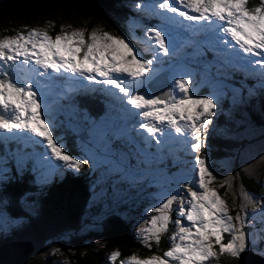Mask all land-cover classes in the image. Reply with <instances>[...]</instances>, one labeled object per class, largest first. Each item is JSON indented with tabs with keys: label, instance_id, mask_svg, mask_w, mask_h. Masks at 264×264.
<instances>
[{
	"label": "snow or ice",
	"instance_id": "1",
	"mask_svg": "<svg viewBox=\"0 0 264 264\" xmlns=\"http://www.w3.org/2000/svg\"><path fill=\"white\" fill-rule=\"evenodd\" d=\"M248 3L249 0H161L156 7L167 24L182 25L183 21L177 19L181 17L221 33L216 39L219 50L237 57L242 67L258 69L264 76V0L251 8ZM141 43L144 51L151 53L150 59L127 36H113L103 30H92L86 38V30L61 29L53 37L46 29L25 26L14 35L0 37V137L31 146L33 152L25 153L21 159L33 161L36 167L78 171L89 161L68 154L55 135L54 121L37 77L51 80L53 74H70L89 84H101L122 106H131L123 107V111L140 117L139 128L147 133L144 139L149 146L153 139L162 145L158 137L165 134L168 138L175 132L185 137L183 143L190 145L187 150L194 154L192 178L185 183L188 198L179 189L162 197L145 210L148 226L138 229L143 241L159 244L172 222L173 205L178 203L180 218L174 221L171 247L163 256L141 260L133 254L122 264H213L222 255L239 261L242 254L252 250L264 259V247L259 246L264 241V207L261 227L253 236L246 230V216L230 215L226 202L210 187L215 177L206 156L200 155L206 148L208 127L217 107L215 97L195 95L191 79L184 78H173L169 90L161 95L147 91L149 81L160 71L154 65L164 63L162 57L174 54V49L170 33L164 28H148ZM244 198L251 202L247 194ZM252 227L255 229V222ZM225 233L230 237L227 243L223 242ZM118 255L113 253L110 259Z\"/></svg>",
	"mask_w": 264,
	"mask_h": 264
},
{
	"label": "rangeland",
	"instance_id": "2",
	"mask_svg": "<svg viewBox=\"0 0 264 264\" xmlns=\"http://www.w3.org/2000/svg\"><path fill=\"white\" fill-rule=\"evenodd\" d=\"M160 2L161 0H120V6L127 8V10H122L124 15L118 17L124 32L120 35L110 34L127 36L141 51V54L150 59L151 53L144 51L145 45L141 43L145 31L150 27H156L164 28L166 32L170 33L174 54L162 57L164 63L154 65L160 69L154 78L166 71L169 87L173 78L191 79L195 95L215 97L217 107L211 118L212 124L222 112L232 123L231 126L227 125L220 131L227 137L242 140V146L234 156L214 161L210 159L208 152H201L200 155L206 156L208 166L215 177L210 187L217 192L220 199L226 202L230 215L235 217L237 213H240L246 216V230L251 231L255 236L256 229L261 227L260 213L264 207V200L243 188L237 171L242 170L251 177H261L264 173V126L252 123L248 113L244 111L247 108L246 98L255 93L253 91L255 87H251L246 80L251 78L256 85H264V76L260 75L258 69L252 71L242 67L237 57L229 56L226 52L219 50L216 39L222 34L214 29H204L201 25L183 20L181 17H177V19L183 21L182 25L167 24L162 19L161 10L156 7ZM137 4L142 7L136 8ZM163 15L171 16L172 14L163 13ZM189 25L191 27H188ZM25 26L29 29H46L53 37L61 29L69 32L86 30V38L87 33L92 30H103L98 25L87 30L84 27L61 21L58 32L51 33L48 29L49 19L38 18L30 20L28 25L15 26L13 29L5 28L6 22H3L0 25V37L14 35L17 30H22ZM248 58L257 59V57ZM53 77L51 80L44 77H37V79L41 81L44 98L54 121L56 133L68 131L75 138L78 155L70 154L60 136L55 135L61 140L68 154L89 161V172L92 174V196L88 205L89 211L85 216L87 222L83 232L98 233L95 224H98L102 217L112 212L121 211L123 216L130 220L135 237L147 246L151 241H143L138 233L139 228L148 226L145 210L157 204L162 197L166 198L167 194L176 193L178 189L185 199L188 198L185 183L192 178L191 161L194 158V154H190L187 150L190 145L183 143L185 137L171 132V136L168 138H165V134L158 137L163 140L162 145H157L156 140L153 139L149 146L144 139L147 137V133L139 128L140 117L123 111V107L130 109L131 106H122L114 95L104 90L103 85L89 84L82 78H72L70 74L65 76L53 74ZM147 91L151 92L149 86ZM92 94L93 97H101L105 99L103 101H107L102 105V116L98 118L92 116L87 110L77 108L79 100H82L81 97ZM226 101L230 106L227 111H222V104ZM94 108L92 107L91 110ZM212 124L209 125L208 131L212 129ZM2 144L8 148L0 147V186L9 174L11 166L8 160L10 159L17 160L14 162L16 168H27L33 175V183H37L38 187L48 184L54 178L69 171L79 172V170L74 171L66 168L42 169L36 167L33 161L21 159L25 153L33 152L31 146L25 147L22 142L4 140L0 137V146ZM14 145H16L17 151L20 150L18 153H21L22 156L9 152ZM36 150L40 151L41 149L37 146ZM53 163L56 162L53 161ZM219 169H222L225 174V195H222L215 185L217 177L214 171ZM245 194L251 197V202L244 198ZM173 209L172 222L169 224L168 231L161 235V237L166 236L167 250L165 252L171 247L170 237L176 231L174 221L180 218L176 211L178 203L173 205ZM19 222L20 220L12 219L5 212L2 201H0V237L7 234ZM254 222L255 229L252 227ZM224 237L227 240L230 239L227 233L224 234ZM89 240L93 244L102 243L100 236ZM259 246L264 247V241L260 242ZM52 252L56 258V264H67L65 250L54 247ZM163 253H154L149 257L152 255L163 256ZM248 253L257 255L255 250L248 251L242 254L240 260L243 261L246 258L244 255ZM112 254L108 256V260H111ZM254 257L259 259L257 256Z\"/></svg>",
	"mask_w": 264,
	"mask_h": 264
},
{
	"label": "trees",
	"instance_id": "3",
	"mask_svg": "<svg viewBox=\"0 0 264 264\" xmlns=\"http://www.w3.org/2000/svg\"><path fill=\"white\" fill-rule=\"evenodd\" d=\"M259 2L249 0L248 7L256 6ZM122 10L127 8L120 6V0H0V25L6 22L5 28L13 29L15 26L28 25L30 20L48 18L51 33L58 32L61 21H66L87 30L98 25L106 32L120 35L124 32L118 19L124 15ZM246 82L255 87V93L246 98L247 108L244 111L252 123L264 126V85H256L251 78ZM81 99L77 108L89 111L96 118L102 116V105L106 101L93 95ZM229 106L227 101L224 102L222 111H227ZM92 107H95L94 110H91ZM227 125L231 126L232 123L222 112L208 131L203 152H208L214 161L233 157L242 146V140L227 137L220 131ZM55 134L60 136L70 154L78 155L75 138L68 131H55ZM8 161L11 168L1 183L0 201L5 212L20 222L0 237V247L14 241L29 242L32 251L23 264H56L52 252L54 247L65 250L67 264H122L133 254L144 259L167 250L166 236L161 237L159 244L151 241L150 247L143 245L135 237L130 220L121 211L102 217L95 224L98 233L83 232L92 196V174L88 164L81 167L78 173L69 171L38 187L37 183H33V175L27 168H16L14 162L17 160ZM214 172L217 177L215 185L225 195V174L222 169ZM237 175L243 188L264 200V173L261 177H251L238 170ZM96 236L101 237L102 243L93 244L89 240ZM227 241L224 237L223 242ZM215 250H219L218 245ZM114 252L119 255L115 260H108V256ZM255 256L264 261L259 255ZM240 261L222 255L213 264H241Z\"/></svg>",
	"mask_w": 264,
	"mask_h": 264
},
{
	"label": "water",
	"instance_id": "4",
	"mask_svg": "<svg viewBox=\"0 0 264 264\" xmlns=\"http://www.w3.org/2000/svg\"><path fill=\"white\" fill-rule=\"evenodd\" d=\"M166 74H167L166 71L163 73H160L157 77H155L149 83L148 86L154 95H161L164 92H167L169 90L170 87L168 84ZM11 248H17L18 250H20V254L18 256V260H17L16 264H23V262L26 260V258L29 256L30 252L32 251V245L27 241L26 242L25 241L9 242L7 244L2 245L0 247V251H6V250L9 251ZM6 254H7V252H6ZM6 254H4L3 256H6ZM253 258H255V257H253ZM258 260H260L261 262L264 263V261H262L261 259H258Z\"/></svg>",
	"mask_w": 264,
	"mask_h": 264
},
{
	"label": "bare ground",
	"instance_id": "5",
	"mask_svg": "<svg viewBox=\"0 0 264 264\" xmlns=\"http://www.w3.org/2000/svg\"><path fill=\"white\" fill-rule=\"evenodd\" d=\"M6 252H7V254H6ZM4 254H6V256H3ZM19 254H20V250H18L17 248H11L9 251L8 250H6V251H0V255H1L0 256V263L1 264H16L17 263V260H18ZM244 256L246 258H244L243 261H240L241 264H243V263L244 264H260L259 262H261L257 258H253L254 255H252L250 253H248V254H246ZM247 258H249V259H247ZM250 258H252V259H250ZM249 260H251V261H249Z\"/></svg>",
	"mask_w": 264,
	"mask_h": 264
}]
</instances>
